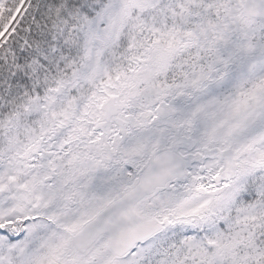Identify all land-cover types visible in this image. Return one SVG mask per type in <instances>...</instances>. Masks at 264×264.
<instances>
[{
  "label": "snow or ice",
  "instance_id": "6c2138e0",
  "mask_svg": "<svg viewBox=\"0 0 264 264\" xmlns=\"http://www.w3.org/2000/svg\"><path fill=\"white\" fill-rule=\"evenodd\" d=\"M0 264H264V0H0Z\"/></svg>",
  "mask_w": 264,
  "mask_h": 264
}]
</instances>
